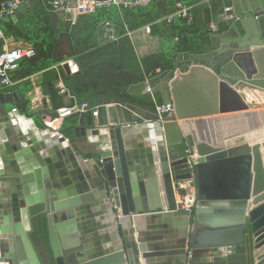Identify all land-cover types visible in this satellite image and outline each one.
<instances>
[{
  "label": "water",
  "instance_id": "obj_1",
  "mask_svg": "<svg viewBox=\"0 0 264 264\" xmlns=\"http://www.w3.org/2000/svg\"><path fill=\"white\" fill-rule=\"evenodd\" d=\"M5 1L10 0H0ZM230 3V10H218L217 27L224 15L234 19L226 22V31L211 35L215 49L204 54L178 53L175 70L161 79L129 86L127 93L132 96L160 93L162 103L174 106L172 119L160 121L156 113L135 103L101 95L96 106L98 123L101 129L109 128L90 132L101 131L104 143L87 163L93 167L91 173L83 177L75 167L77 177L72 185L56 190L48 179H40L30 162L3 172L11 175L16 191L3 194L6 204L0 202L4 219L0 224V264H52L38 252L39 242L53 264H203V260L218 259L217 249L226 250L225 264L231 259L234 263L264 264V141L228 147L197 142L200 157L193 169L181 147L182 121L247 111L250 101L243 91H264V0ZM64 15L72 20L70 13ZM57 17L54 11L46 16L56 32ZM104 25L98 29L101 42L109 38L104 36ZM244 55L252 56L247 70L237 61ZM198 65L212 70L209 84L213 98L201 94V82L194 83ZM18 95L22 96L6 92L5 102L0 103V125L5 128L10 126L6 102ZM37 115L42 119L57 117L56 112L45 109ZM132 124L150 129L154 139L151 171L147 173L150 177L145 181L137 166L140 161L132 155V163L124 147L123 132L131 130ZM81 130L82 136L88 135ZM45 139L62 145L67 142L76 157V142L64 135L57 138L46 133ZM20 149L22 154H29L27 149ZM78 155V160L84 161V155ZM34 157L41 159L40 153ZM132 173L138 175L134 183L130 182ZM192 173L196 205L192 211L178 209L179 183L189 180ZM149 183L153 198L149 193L150 200L138 199L136 194L144 193L143 186L148 188ZM13 213L18 218L6 225L7 217L12 223ZM143 220L148 228L144 229ZM109 222H115L116 228L108 229ZM88 231L100 238L89 241ZM240 250L243 253L237 254ZM200 251L206 255L197 258Z\"/></svg>",
  "mask_w": 264,
  "mask_h": 264
},
{
  "label": "trees",
  "instance_id": "obj_2",
  "mask_svg": "<svg viewBox=\"0 0 264 264\" xmlns=\"http://www.w3.org/2000/svg\"><path fill=\"white\" fill-rule=\"evenodd\" d=\"M52 0H37L29 6H21L12 16L3 17L0 27L5 38L24 39L30 42L35 50L32 57L19 60L18 68L11 72L12 80L23 82V92L31 88L29 77L36 72L45 71L41 83L42 90L50 97L54 110L63 105L62 95L56 89L61 80L69 93L87 105L86 127H92L93 112L97 105L98 94L129 101L149 110L155 104L162 103L152 95L132 97L127 95L130 84L139 83L149 75L162 74L175 68V56L172 52L156 53L139 59L129 39L127 30L152 23L157 18L152 8L160 1H153L145 6L123 8L110 6L98 9L92 14L79 15L72 24L69 36L73 47L70 55L57 56L58 37L51 24L45 23L43 14L50 9ZM173 10L176 2L190 7L191 20L175 17L171 22H164L163 32L157 34L172 44V51L177 53L204 54L211 50V32L207 28L211 14H216L223 7V0H210L209 5L200 4L202 0H162ZM230 2V0H229ZM1 5V2H0ZM125 21L121 20L120 12ZM109 21L113 33L118 37L114 41L98 43L97 30L103 22ZM151 25L150 32H152ZM228 26L221 22L216 33H223ZM0 45V52H1ZM71 58L79 66L75 74H66L53 67L60 61ZM159 70V72H157ZM21 83V82H20ZM0 90V101L4 100V92ZM29 101L20 98L12 105L20 113H28ZM79 114L65 117L60 125V132L71 141L75 140V129L78 126Z\"/></svg>",
  "mask_w": 264,
  "mask_h": 264
},
{
  "label": "crops",
  "instance_id": "obj_3",
  "mask_svg": "<svg viewBox=\"0 0 264 264\" xmlns=\"http://www.w3.org/2000/svg\"><path fill=\"white\" fill-rule=\"evenodd\" d=\"M223 1H224L223 7L231 6V3L229 2V0H223ZM209 2L210 0H202L200 4L202 3L205 5H209ZM117 8L119 9V7ZM152 11H153V15L155 14L157 16L154 22L147 23L146 25H143L140 27H136L131 31L127 30L128 32L127 34L133 45L135 54L139 59L147 57L152 54H156V53L172 52V55L175 56V68L173 69L175 70L177 68L176 62H177L178 53L176 54L175 52L172 51L171 43L164 41L157 34V32H163L164 27L162 25L164 22H166L164 20V17L170 14L172 12V9L165 1H160L154 5V7L152 8ZM50 12L51 10L48 9L43 14L42 19L45 23H49L52 25V23L49 20L47 21L46 19V16L49 15ZM119 12H120L121 20L125 21L124 16L122 15V11L119 10ZM57 15H58L57 32L55 31L56 36L58 37L57 47H56L57 56L70 55L73 52V47H72V43L70 40L69 32H70L72 24L75 23L77 17L76 18L72 17V20L69 21L65 19V15H62V14H57ZM12 18L15 20L16 19L15 15L12 16ZM217 18H218V11L216 14H211L210 23L208 24L207 28L210 29V25L214 22L216 23ZM151 25H153L152 32L154 33H151V32L147 33L145 31V28L150 27ZM111 28H112L111 32H112L113 38H108L107 40L102 41V42L100 41L101 39L99 38V34L97 30L98 43L110 42L118 38L113 33L112 25H111ZM210 32H211V35L217 34L216 32L213 33L211 30ZM104 36L108 37L105 35V33H104ZM4 43H5L4 48L33 47L30 42L24 39H14L13 37H9V38H5L4 42H0L1 50L4 49L3 48ZM213 49H215L214 46L211 47V50ZM182 53H188V52H182ZM251 59H252V56L251 58L250 56H245V55L237 57L238 64H240L244 70H247L250 67L249 61ZM63 61L64 60L60 61L53 68L56 70H62L66 74H75L79 71L78 70L75 73L69 72L67 67L62 64ZM198 67L199 68L197 69L196 77L193 79L194 83L198 84L201 82L198 85V86L201 85V89H200L201 94L203 96L213 98L214 95L210 92L212 89V84H209V80L212 79L213 77L212 70L209 67L204 66V65H198ZM44 72L45 71H39V72L33 73L29 77V85L31 86V88L28 89L26 92H23V88L25 86L23 82L20 81L21 79L12 80V78L10 77L11 72L9 73V78L13 82V85L3 86L0 83V90L2 89L6 90L4 94L6 92H11V93L15 92V93L22 94V96L18 95V98L16 100L6 102L7 103L6 105L10 110L14 108L12 103L18 101L20 98L24 97L28 99L29 101L27 114H22L19 111H18V114L9 113L10 126L5 128L4 125H0V202L1 200L5 199L3 197V194H14L16 191V186L14 187L15 184L11 181L12 179L11 175L10 176L3 175L4 171L10 172L13 168H16V169L22 168V165H25V163L30 162L32 164L31 167L33 168V171L39 173L40 179L42 181L48 179L53 184V187L55 186L57 187V188L55 187L56 190H63V189L65 190L69 186L72 185L74 178L77 177V173L75 172V167L80 168L81 175L83 177L86 176L87 172L91 173V171L93 170V167L91 164L87 165V163L90 162L89 159L93 158L94 155L99 150H101L104 146V143L102 142L103 134L101 133V131H99L98 133H90L92 132L93 128H100V130L109 128L107 126H104L101 129V127L99 126V123H98L99 117L97 115L96 108L94 109V112H93L92 127L85 126L86 112H83V113L75 112L74 113V114H79V122H78V126L75 129V140L73 141L70 140V141L76 142V147L74 148L75 153H77L75 154L76 159L73 157V150L68 147L67 142L64 145H62V144H58L56 140L50 143L48 142V140L45 139L46 133L42 129H40L43 127V124H44L43 119L37 115V112L41 109H45L49 112H53L54 109L52 107V102L50 100V97L43 92L42 87H41V83L44 77ZM157 72H159V70H157ZM164 75L162 74L149 75L146 77L145 80L141 82H144L148 79H156L157 77L161 79ZM190 80H191V77H190ZM156 81L158 82V80ZM58 82H61L63 84L61 80H59ZM58 82L56 83V86ZM139 83H134L130 85H135ZM129 86L127 87V90ZM251 93L264 96V91L262 90H258V89L244 90L243 95L246 97L248 101H250L252 98ZM101 95L103 94H98V99ZM127 95L132 96L128 93ZM141 96H132V97H141ZM152 96L155 100L160 99L162 101L160 93L152 94ZM74 98L77 103L78 101H81V100H77L76 97ZM1 102L4 103L5 98L3 101H0V103ZM120 102H129V101H120ZM135 104L138 105L137 103ZM144 109L155 113V110H149L147 108H144ZM226 116L228 115H224V116L215 115V116H210V117H201L199 119H194V120L182 121L185 124L183 126L185 130L183 129V134L181 135L182 150L185 148L186 145L190 144V141L197 143V140H200L201 138L203 141L209 143L213 147H223V146L228 147V146L238 144V143H234L233 140L224 139V134L227 131V128L224 126L219 127V125L221 123H224V121L222 120V117H226ZM131 126H133L131 127V130L128 129L127 132H123V136L125 138L124 139L125 151H126V154L129 156V159L131 160L132 163H134V160L138 158V161H140V164H138L137 166H139V168L141 169V173L143 172L142 179H144L143 181H145V178L150 177V176H147V173L148 174L150 173L151 171L150 166L152 164L151 161H152V156H153V141H154L151 135L152 131L150 129H143L141 127L138 128V126L133 125V124ZM200 127L206 128V132L204 131L203 128H200ZM81 129H85L86 131H88L89 132L88 135L82 136ZM77 133H78V136H77ZM106 137H108L107 134H106ZM23 138L25 140H22ZM188 138H190V140ZM48 139H51V138H48ZM106 143H109V140L106 141ZM20 147L27 149L30 156L29 154L28 155L22 154V150L20 149ZM37 153H40V156H41L40 160L34 157V154H37ZM78 153H82L84 155V158H85L84 161L80 162L78 160V156H79ZM132 155L135 156V159ZM134 171L136 172L137 170L134 169ZM132 177L134 178L130 179L131 183L138 181L137 174H133ZM143 188H144V193L141 194L140 193L141 191H139L136 194L137 198L141 199L144 197L148 201L150 200L149 193L152 195L151 198H153L154 191H153L152 184L149 183L148 188L147 186H143ZM132 195L133 197H135L134 194ZM1 209L2 208H0V224H2ZM89 219H93V218H89ZM142 223H143L142 225H144V229L148 228L147 222H145V220H143ZM115 226H116L115 222H109L110 230H112L113 228H116ZM98 230L100 229L97 228V231ZM101 230H105V229L102 228ZM86 237L89 241H95L100 238L97 235V233L94 234L93 231L92 233L88 231V234H86ZM200 257L202 258V256Z\"/></svg>",
  "mask_w": 264,
  "mask_h": 264
},
{
  "label": "built area",
  "instance_id": "obj_4",
  "mask_svg": "<svg viewBox=\"0 0 264 264\" xmlns=\"http://www.w3.org/2000/svg\"><path fill=\"white\" fill-rule=\"evenodd\" d=\"M37 0H10L1 2L0 5V23L5 16H14V12L21 6H29L32 2ZM153 1L162 0H52L50 2L51 11L57 14L70 13L72 17L76 18L79 15L92 14L98 9L117 6L123 8H136L139 6H145ZM231 7H225V10H230ZM180 17L185 18L188 22L191 20L190 7L176 2L174 9L170 14L164 17L166 22H171L173 18ZM234 19L233 15H224L223 22H230ZM210 30L215 33L217 31L216 23L210 25ZM111 24L109 21L105 22L104 33L109 38H113ZM145 31L150 32V28L146 27ZM5 38L0 27V42H4ZM5 43L3 44V48ZM35 55L33 47H7L0 52V83L3 86H11L13 82L9 78V73L16 70L19 66V60L23 57H32ZM67 67L69 72L75 73L79 70L77 62L71 58H68L62 62ZM58 93L62 95L63 105L54 110L57 117L50 118L49 116L43 119V131L49 133L50 136H56L61 138L63 134L60 132V125L62 120L74 114L75 112L83 113L88 110L85 103H77L75 98L69 93L67 88L58 82L56 86ZM149 90V89H148ZM96 108V107H95ZM155 113L160 117V121L170 120L174 116V106L172 103H157L155 104ZM11 114H18L16 108L10 110ZM183 155L187 158L188 164L193 169L197 163V159L200 157L199 149L196 143L188 144L183 149ZM176 204L178 209H185L192 211L196 205V184L195 175L192 173V177L189 180L179 183V188L176 191Z\"/></svg>",
  "mask_w": 264,
  "mask_h": 264
},
{
  "label": "rangeland",
  "instance_id": "obj_5",
  "mask_svg": "<svg viewBox=\"0 0 264 264\" xmlns=\"http://www.w3.org/2000/svg\"><path fill=\"white\" fill-rule=\"evenodd\" d=\"M251 94L250 107L247 111L230 113L228 116L222 117L224 123H221L219 127L224 126L227 128L224 134L225 140L230 139L238 144L246 141L251 143L264 141V96L255 93ZM203 129L206 132V128ZM199 141H203L202 138L197 140V142Z\"/></svg>",
  "mask_w": 264,
  "mask_h": 264
},
{
  "label": "flooded vegetation",
  "instance_id": "obj_6",
  "mask_svg": "<svg viewBox=\"0 0 264 264\" xmlns=\"http://www.w3.org/2000/svg\"><path fill=\"white\" fill-rule=\"evenodd\" d=\"M3 201H4L3 204H6V201L5 200H3ZM14 214L15 213L12 214L13 215V217H12V223L10 222V220L7 217V220H6L7 223H6V225L14 224L15 223L16 217L18 218V215L15 216L17 213L15 215ZM2 223L4 224L3 217H2ZM37 250H38L39 253L41 252L42 257L44 258V261L47 262V259L49 258L50 261H51V263L53 264V261H52V258L50 257V254L48 255V253L47 254L44 253L43 247L41 246V243L40 242L38 243ZM242 253H243V251H241V250L240 251H237V254H242ZM12 264H16V263H12ZM227 264H242V263H234L233 260L231 259V260H229V262Z\"/></svg>",
  "mask_w": 264,
  "mask_h": 264
},
{
  "label": "bare ground",
  "instance_id": "obj_7",
  "mask_svg": "<svg viewBox=\"0 0 264 264\" xmlns=\"http://www.w3.org/2000/svg\"><path fill=\"white\" fill-rule=\"evenodd\" d=\"M264 154V153H263ZM143 224V223H142ZM109 229V228H108ZM226 250L224 249H217L216 250V254H217V257L218 259H215V260H203V264H225V256H226V253H225ZM206 254L204 252H198L196 257H204Z\"/></svg>",
  "mask_w": 264,
  "mask_h": 264
}]
</instances>
